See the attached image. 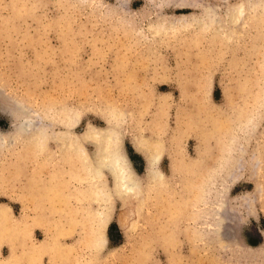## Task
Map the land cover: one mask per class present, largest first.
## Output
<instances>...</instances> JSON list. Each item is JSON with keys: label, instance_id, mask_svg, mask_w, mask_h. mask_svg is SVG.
Segmentation results:
<instances>
[{"label": "rangeland", "instance_id": "1", "mask_svg": "<svg viewBox=\"0 0 264 264\" xmlns=\"http://www.w3.org/2000/svg\"><path fill=\"white\" fill-rule=\"evenodd\" d=\"M175 1L0 0V98L9 96L49 113L65 104L82 106L78 132L87 124L105 126L100 108H110V114L120 111L125 147L141 182L145 183V162L130 139L137 133L149 137L157 132L169 147L160 168L172 186L171 193L161 191L153 203H143V209L138 199L127 205L115 200L104 231L105 248L97 254L86 238L87 201L77 191L85 187L84 177L65 173L69 165L61 161L35 172L33 155L21 168L14 165L19 162L18 143L0 157V204L15 218L12 229H24V217L43 220L26 241L3 239L0 261L11 256L12 246L20 264H264L263 253L244 259L234 253L236 245L251 248L264 243V21L247 26L231 40L224 33L209 38L184 33L186 45L173 38L169 44L156 45L160 55L149 57L148 45L137 44L125 25L146 32L160 14L199 16L210 4L220 10L218 0H195L197 8L190 9L170 6ZM20 4L27 8H18ZM133 14L135 20L128 22ZM10 128V121L0 116V131ZM226 148L229 159L224 165ZM198 155V166H182ZM172 159L177 161L175 170ZM224 166L230 170L227 217L217 223L220 234L196 237L192 231L207 230L209 218L193 216L194 211L201 213L216 204L213 194L207 204L195 195L207 182L215 191ZM214 169L217 174L210 177ZM33 174L51 179L55 186L39 191ZM105 182L112 184L108 174ZM122 216L126 226L120 223ZM40 241L51 244L36 254L23 252L25 244ZM55 241L65 250L54 248Z\"/></svg>", "mask_w": 264, "mask_h": 264}, {"label": "bare ground", "instance_id": "2", "mask_svg": "<svg viewBox=\"0 0 264 264\" xmlns=\"http://www.w3.org/2000/svg\"><path fill=\"white\" fill-rule=\"evenodd\" d=\"M218 1L220 2V10H217L214 5L210 4V7L201 10L199 16L193 14L179 16L160 14L157 16V19L148 26L146 32H142L139 28H136L134 25L132 26V24L125 25L124 28H126V32L134 33L137 44H141L142 46L148 45L146 49L150 53L149 57H152V55L159 53L156 46L157 44H169L173 38H175V41L179 45H186L185 38L183 37L185 35L184 33L187 34L190 32V35L197 37L207 35L208 38L212 37L214 33L219 35L224 33V38H226V40H231L238 34H242L247 26L264 21V0H237L233 4L227 2L228 0ZM170 6H174L177 9L183 7L190 9L197 8V3L195 0H185V2L184 0H176L173 4H170ZM20 7L27 8L24 4H20L18 8ZM30 7V9H32L33 5ZM134 16H136V14H133L128 19V22H133V20H135ZM147 35L149 36V39L147 38ZM147 39L149 40L148 42H146ZM66 48L68 47L66 46ZM68 49L70 50V48ZM159 60H161V57ZM157 66L158 65H155L154 72L159 75L162 72L158 71L159 68H157ZM163 68L165 67L161 66L160 69L165 71ZM129 75H133V73L130 71ZM1 96L2 94H0V97ZM115 110L116 109L113 110L115 113L112 112V114H110V108H100V113L106 118L105 126L100 128L92 124H87L82 132H78L77 130L82 123L84 113L82 106L74 108L69 104H65L49 113V110L31 108L23 102L10 98L9 96L2 99L0 98V116L6 117L11 123L9 131H0V157L3 155V151L21 143L19 149L15 150L17 151L15 154L18 156L19 162H15L14 165H16V163L17 166H20V164L24 165L26 158L33 155L35 157H33L34 160L36 159V163H34L37 166L35 172L43 168L45 165L47 166V164H58L61 161L62 163L69 165V169L65 171V173L68 172L72 176H81V179L84 177L83 180L86 181V185H84L85 187L76 190L78 191V194H83L87 201V206H85V219L87 221L83 220L89 222L86 238L88 239L87 241L90 243L89 245L91 248L97 254L103 252V247L107 241V238L104 236V231L109 226L112 217L109 208L115 200H120L124 205H127L130 200L138 199L143 209V205L148 202L153 203V200L158 198L161 191L168 194L172 191L171 181L169 180L168 175H166L160 168L162 158L169 151L167 142L157 132V134L152 133L149 137L141 134L139 135V133L132 135L130 139L131 146L137 154L143 157L145 162V183H142L132 166V162L125 147V129H122L120 123L124 118L120 114V111L116 112ZM57 126L59 128L54 130ZM50 142L55 143V145H51ZM53 146L57 151L54 150ZM89 146H92V151L89 150ZM223 152V163L225 165L226 160L229 159V148H226ZM199 154L202 153L199 152ZM56 159L58 162H56ZM200 161L201 155H198L196 158H192L190 162L185 163L182 166H188L193 169V166L188 164H193L195 168ZM11 165H13V163ZM172 168L173 170L177 168V161L175 159H172ZM190 168H188V170ZM17 169L18 167L16 170ZM17 171L19 172V170ZM229 171L230 170L224 166L220 185L215 191L210 186L211 184L207 182V187L204 186L201 189V192L195 195L198 197L199 202L207 204L209 201V195L213 194L214 203L216 204V206L211 209L208 208L203 212L200 211L201 213H199L198 210L194 211L195 213H193V216L196 214L198 218H209L207 230H204V232L198 230L192 231V234L196 237L200 235L203 236L204 234L210 236V234H215V232L216 235L220 234L217 223L219 225L220 220L226 215L224 209L230 192V185L227 182V179L230 176ZM107 174L112 179V184L110 185L105 182ZM216 174L217 170L214 169L210 177H212V175L216 176ZM33 175L39 191L46 188H53L55 186L53 182L50 181L51 179L48 181L37 174ZM235 179L236 181L238 180V178ZM235 179L234 182H236ZM54 182L56 183V181ZM58 183H60V181H58ZM58 183L56 184V187ZM258 190H260V186ZM90 203L97 204V207H88V204ZM187 204L188 201L186 206ZM83 211L84 210H82V212ZM148 214L150 213L148 212ZM24 218H22V222L20 221L24 224V229H21V227L18 229H12L11 225L13 224L14 226L15 222L13 223V219L15 218L12 216L9 207L0 204V242H2L3 239L11 242L10 239L13 238L16 240L19 238L26 241L27 236L31 233L33 228L41 227L40 223L41 220H43L41 216L36 217L33 220H26V218ZM226 221H224V224ZM120 223L126 226L127 218L122 216ZM8 225H10L9 228L11 229L7 228ZM69 228L73 227L70 226ZM58 229H61V225ZM194 235L192 236L194 237ZM262 238L264 240V232L262 233ZM6 244H8V242ZM50 244V241H40L39 244L36 245L28 243L25 244L23 252H35L36 254L38 251L48 248ZM1 245L2 244H0V247ZM53 247L58 251H61L62 249L65 250L64 246L59 241H55ZM260 247H264V243ZM260 247L249 248L247 246L236 245L234 253L235 256L243 259L254 258L257 257L258 253L264 254V248ZM71 249L73 250V248ZM14 250V247L11 246V256H8L9 258L4 261L1 259L0 262L3 261L4 263L2 262V264H18L21 259ZM69 250L70 249H68V251ZM111 254H113V252Z\"/></svg>", "mask_w": 264, "mask_h": 264}, {"label": "trees", "instance_id": "3", "mask_svg": "<svg viewBox=\"0 0 264 264\" xmlns=\"http://www.w3.org/2000/svg\"><path fill=\"white\" fill-rule=\"evenodd\" d=\"M112 239V238H111Z\"/></svg>", "mask_w": 264, "mask_h": 264}]
</instances>
